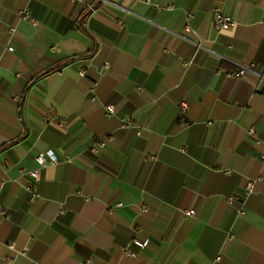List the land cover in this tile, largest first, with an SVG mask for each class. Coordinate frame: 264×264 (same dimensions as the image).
<instances>
[{
    "label": "crops",
    "instance_id": "0c3cea01",
    "mask_svg": "<svg viewBox=\"0 0 264 264\" xmlns=\"http://www.w3.org/2000/svg\"><path fill=\"white\" fill-rule=\"evenodd\" d=\"M262 69L264 0H0V264H264Z\"/></svg>",
    "mask_w": 264,
    "mask_h": 264
},
{
    "label": "built area",
    "instance_id": "2783aa9c",
    "mask_svg": "<svg viewBox=\"0 0 264 264\" xmlns=\"http://www.w3.org/2000/svg\"><path fill=\"white\" fill-rule=\"evenodd\" d=\"M167 7L168 8L171 7V4L169 3L167 5ZM20 13H21V15L23 17L31 18L28 10L21 11ZM187 16L188 17L191 16V13H188ZM31 19L35 23H37V20H35L34 18H31ZM216 21H217V24H218V26H219V28L221 30L231 28L235 24V21L233 20V18L231 16H229L227 14H222V13L217 14ZM187 26H188V24H186V27ZM7 48L9 50L13 49L12 46H8ZM242 73H243V70L240 69V70H238L236 72V75H240ZM258 74H259L260 78H264V69H262V71L259 72ZM138 89H141V87L138 86ZM187 107H188V104L185 101H182L179 104V118L178 119H179L180 122H183L185 120V112L187 110ZM105 109H106V112L108 114L115 113V108H114V105H112V104L106 105ZM43 120L47 124H51L52 122H55L56 126H58L59 128H65V127H67L69 125V121L66 118L53 117L50 114H46L44 116ZM121 121H122V126L134 127V124H133L132 120L127 118V117H121ZM208 124H211V122H208ZM248 133L250 135H253L254 134V129L250 128L248 130ZM108 138L109 139H113L114 137H113V135H110V136H108ZM98 144L103 145L104 144V140L98 141ZM184 149H185L184 147L181 148V150H184ZM90 150L92 152H95L96 151V147L92 146L90 148ZM69 158H70L69 155H65V159H69ZM35 161H36L37 166L29 171V174L31 176V180L29 182H27V184L25 185L26 189L29 192H31L30 201H32L37 196V193L33 191V186H34V183L40 179L41 169L44 168L45 166H47L48 164L56 163L57 161H59V158L52 150H45V151H40V152L37 153V155L35 156ZM3 183H4L3 180L0 179V190H1L2 186H3ZM252 187H253V180H247L246 183L243 186V191L247 194V193H249L252 190ZM235 198H236V196H230V197L227 198V201L230 203ZM237 211H238L239 215H243L245 213L244 209L241 208V207L238 208ZM0 214H3L5 216L7 215L6 208L1 203H0ZM184 214L187 215V216L193 215L194 214V209H188V210L185 211ZM131 243L134 244L137 247L142 248V247H145L148 244V240L147 239L141 240L137 236H135V237H133L131 239ZM12 245H13V243H10V246H12ZM123 252L127 256H132L133 255V252L131 251V249L128 246H125L123 248ZM10 260L11 259H9V261ZM85 263H90V259L88 258L87 260H85ZM153 264H157V263H153Z\"/></svg>",
    "mask_w": 264,
    "mask_h": 264
},
{
    "label": "trees",
    "instance_id": "16d2710c",
    "mask_svg": "<svg viewBox=\"0 0 264 264\" xmlns=\"http://www.w3.org/2000/svg\"><path fill=\"white\" fill-rule=\"evenodd\" d=\"M94 49H95V46H93V48H91L90 53H92L94 51Z\"/></svg>",
    "mask_w": 264,
    "mask_h": 264
}]
</instances>
